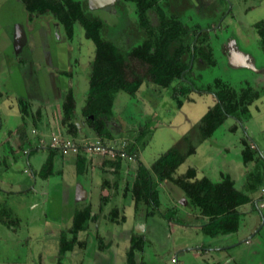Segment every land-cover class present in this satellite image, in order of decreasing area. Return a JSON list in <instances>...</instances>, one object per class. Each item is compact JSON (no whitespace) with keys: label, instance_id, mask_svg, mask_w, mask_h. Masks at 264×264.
<instances>
[{"label":"rangeland","instance_id":"1","mask_svg":"<svg viewBox=\"0 0 264 264\" xmlns=\"http://www.w3.org/2000/svg\"><path fill=\"white\" fill-rule=\"evenodd\" d=\"M80 1L105 22L110 37L124 30L123 36L128 38L129 26L137 17L133 3L113 0L96 7L95 1L91 7L89 2L94 0ZM192 3L194 12H188L184 21L210 30L208 39L217 60L214 67L195 69V75H202L195 80L197 87L211 84L214 88L218 79L235 88L244 82L264 88V51L256 27L264 20V0ZM84 35V28L77 23L70 42L62 29L57 30L51 14L31 18L21 0H0V264H57L61 234L65 231L68 239H73L69 228L74 214L88 204L99 218L79 233L78 242L83 244L77 243L67 252L63 264H128L131 235L145 239L144 248L135 252L136 264H264V95L249 106L251 115L243 123L227 118L175 174L177 177L195 168L198 178L220 181L229 175L236 188L252 199L240 208L237 232L212 236L211 225L189 205L184 191L169 181L156 186L159 211L153 209L155 214L148 217L143 206L133 215L135 201L130 190L136 165H124L118 175L113 167L103 170L105 157L97 158L98 170L89 165L85 147L97 144L98 139L83 122L81 111L88 96L96 46ZM55 68L71 70V77L63 75L56 80ZM70 88L82 130L77 137L68 135L60 122L61 91ZM118 96L113 118L124 128L115 134L121 139L98 142L123 152L136 145L147 166L174 146L216 103L213 93L195 91L191 101H184L179 109L171 90L154 84L142 87L134 97L125 92ZM38 104L44 105L43 111H37ZM50 104L55 108L48 109ZM112 123L110 120V130ZM235 125L237 129L232 130ZM19 128L31 142L25 148H21ZM142 130L145 135L136 142ZM55 135H62L64 142L59 144L70 140L78 151L68 149L65 153L51 147ZM245 140L256 150L255 160L248 163L242 157ZM44 146L49 147L42 149ZM33 147L39 149L27 154ZM79 152L86 156V161H79L83 165L76 163ZM105 154L115 160L113 153ZM51 155L54 173L44 179L39 173ZM130 156L123 158L131 160ZM82 184L92 193L89 201L80 199Z\"/></svg>","mask_w":264,"mask_h":264},{"label":"trees","instance_id":"2","mask_svg":"<svg viewBox=\"0 0 264 264\" xmlns=\"http://www.w3.org/2000/svg\"><path fill=\"white\" fill-rule=\"evenodd\" d=\"M21 1L31 18L51 14L58 29L65 32L68 40H73L75 25L78 23L85 30L84 36L94 42L95 57L91 64L89 91L81 117L102 142L114 139L108 122L113 118L115 100L120 92L134 97L143 84L152 83L170 89L179 109L184 101H191L190 95L195 91L200 94L213 93L215 105L150 167L139 160L136 145L124 152L115 150V160L109 164L118 175L122 166V152L131 156L136 154L137 174L130 191L137 212L143 206L148 217L155 214V209L159 211L160 201L155 189L158 183L169 181L184 191L189 205L198 209L201 217L208 219L212 236L237 232L240 208L252 202V199L236 188L235 181L229 175H223L220 181H213L206 176L198 178L195 168H189L177 177L175 174L186 159L196 152L198 145L210 138L227 118H234L241 123L248 119L251 115L249 106L264 95V88L256 89L250 82L235 88L218 79L213 84L215 89L211 84L206 88L197 87L195 80L202 79V75H195V69L203 71L214 67L217 60L208 39L210 30L204 29L199 23L189 25L184 21L188 12H194L192 0H120L133 3L137 15L136 21L129 26L128 38L123 36L126 35L124 30L122 34L110 37L105 22L92 14L87 4L80 0ZM256 27L264 51V20ZM60 107L61 125L67 129L68 135L77 137L80 128L75 114L76 98L71 88L63 96ZM22 110L27 114L26 104H23ZM235 127L232 130H236ZM18 130L21 148H25L31 142L25 138L26 131L23 128ZM144 135L145 130H142L136 142ZM243 145V161L248 163L255 160V148L246 140ZM38 149L33 147L29 153ZM53 173L54 157L51 155L39 175L47 179ZM116 215L117 211L114 210L113 217ZM98 218L92 214L90 204L75 212L69 228L73 239L69 240L65 231L61 234L57 264H63V256L73 251L77 243L83 244L78 242L79 233L87 231L91 221ZM144 245V236H132L128 264H136L135 252L142 250Z\"/></svg>","mask_w":264,"mask_h":264},{"label":"crops","instance_id":"3","mask_svg":"<svg viewBox=\"0 0 264 264\" xmlns=\"http://www.w3.org/2000/svg\"><path fill=\"white\" fill-rule=\"evenodd\" d=\"M70 42L72 41V40H69ZM59 57H61L62 58V56H61V54H59ZM66 72H69V74H67ZM72 74V71L71 70H67V71H65V70H59V69H54V71H53V74L55 75V78H56V80H57V78L59 77L60 78V76L62 77L63 75L64 76H69V77H71V74ZM149 84H151V85H153L152 83H149ZM149 84H143L142 86H141V88L143 87L144 88V86L145 87H148L149 86ZM141 88L139 89V91L141 90ZM68 90H66V91H61V93H62V98H63V96L65 95V93L67 92ZM138 91V92H139ZM119 95V94H118ZM117 95V96H118ZM119 97V96H118ZM117 98V97H116ZM32 104L33 103H35L36 101H34V100H29ZM61 101H62V99H61ZM115 102H116V100H115ZM37 103V102H36ZM60 104H61V102H60ZM53 104H50L49 105V108L48 109H50V108H52V109H54L55 108V106H52ZM43 106L44 105H41V104H38V107H37V111L38 112H41V110L43 111ZM115 106V105H114ZM47 107H48V105H47ZM49 112V111H48ZM48 112H47V118H49V114H48ZM44 115V114H43ZM46 116V115H45ZM79 116H77V118H78ZM38 120V118L36 119V121ZM112 120V127H113V130H110L111 131V133L113 134V136H114V139L113 140H109V141H114V140H117V139H121V138H118V137H116L115 136V134H118L119 132H124V128L122 127V125H121V123H118V121L117 120H115L114 118H112L111 119ZM78 121V120H77ZM78 124H79V128H80V131H81V133H82V130H81V124L78 122ZM108 127H109V122H108ZM109 129H111L110 127H109ZM186 134V133H185ZM97 142L100 140L98 137H97ZM123 139H125V138H123ZM147 145V144H146ZM49 147V146H48ZM47 146H44V147H42V149H47L48 148ZM86 148V147H85ZM139 149V148H138ZM85 150V149H84ZM29 151L30 150H28V153L27 154H29ZM89 152H91V153H89ZM87 155L89 156L88 158H89V165H90V167H94L95 168V170H98V168L100 167L98 164H96L95 162H96V160H97V158H99V157H105L104 158V160H103V162H102V168H103V170H106L107 168H105L106 166H110V167H112V165H110L109 163H111L113 160H112V158H111V156H110V154H105V153H103V152H94V151H87ZM82 156V157H81ZM114 156L116 157V155L114 154ZM138 156H139V160L145 165V166H147L146 165V163H144L143 162V160H142V153H141V151H139V153H138ZM81 158V159H80ZM134 159H131V160H125L123 157H122V166H121V170H123L124 169V165H126V164H134V165H136V167H137V165H138V161H137V159H136V155H134V157H133ZM79 161H86V156L85 155H83V154H80V152L78 153V155H77V157H76V163L77 164H82L81 162H79ZM155 161V160H154ZM153 161V162H154ZM153 162H152V164H153ZM151 164V165H152ZM83 165V164H82ZM150 165V166H151ZM78 166V165H77ZM150 166H147V167H150ZM90 167H88V168H90ZM114 168V167H113ZM86 171H88L89 172V170H87L86 169ZM198 176V175H197ZM204 177V176H203ZM79 192H80V199H81V201H89L90 199H92V193H91V191H89L88 190V188H86L85 186H84V184H82V186H81V188H79ZM134 213H136V211H135V208H134V211H133V215H134ZM128 220V219H127ZM202 220H204V221H206V222H208V219L207 218H205V217H202ZM209 223V222H208ZM131 236H133V235H131ZM132 238V237H131ZM130 238V239H131Z\"/></svg>","mask_w":264,"mask_h":264},{"label":"built area","instance_id":"4","mask_svg":"<svg viewBox=\"0 0 264 264\" xmlns=\"http://www.w3.org/2000/svg\"><path fill=\"white\" fill-rule=\"evenodd\" d=\"M62 139V140H61ZM52 144L50 145L51 147L55 148V149H62L65 153L68 149H72L73 151H78V147L76 146L75 143L71 142L70 140H66L65 141V144H59L60 141L64 142L63 138H62V135L58 136V135H55L53 137V140H52ZM88 151H100V152H103V153H113L115 154V150L116 151H121V150H118V149H114V148H109L107 147L106 145H103L101 144L100 142H97V144H94L93 146H87L86 147ZM122 157H126L127 154L126 153H123L121 154ZM133 157V156H132ZM132 157L130 156V159H132Z\"/></svg>","mask_w":264,"mask_h":264},{"label":"water","instance_id":"5","mask_svg":"<svg viewBox=\"0 0 264 264\" xmlns=\"http://www.w3.org/2000/svg\"><path fill=\"white\" fill-rule=\"evenodd\" d=\"M95 1L98 2V5H96V7H97V6H103V5H106V4H110V3L113 2V0H94V2H92V1L89 2V3H90V6H91L92 4H94ZM91 7H92V6H91ZM192 49H193V51H194V47H193V46H192Z\"/></svg>","mask_w":264,"mask_h":264},{"label":"flooded vegetation","instance_id":"6","mask_svg":"<svg viewBox=\"0 0 264 264\" xmlns=\"http://www.w3.org/2000/svg\"><path fill=\"white\" fill-rule=\"evenodd\" d=\"M112 3H114V2H112ZM112 3H110V4H112ZM89 4V3H88ZM90 5V4H89ZM56 28H57V30H58V26H57V24H56ZM67 74H69V72H66ZM71 74V73H70ZM256 204H258V201H257V203ZM259 208V207H258Z\"/></svg>","mask_w":264,"mask_h":264}]
</instances>
